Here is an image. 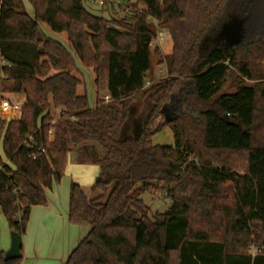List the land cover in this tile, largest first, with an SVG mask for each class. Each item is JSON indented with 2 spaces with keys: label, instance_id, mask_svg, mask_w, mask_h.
<instances>
[{
  "label": "trees",
  "instance_id": "16d2710c",
  "mask_svg": "<svg viewBox=\"0 0 264 264\" xmlns=\"http://www.w3.org/2000/svg\"><path fill=\"white\" fill-rule=\"evenodd\" d=\"M28 1L32 16L0 0V84L24 96L18 119H0L9 229L24 235L73 152L99 172L94 197L70 183L68 221L89 230L64 264H264V83L246 82L264 80V0H135L128 20L111 21L83 0ZM224 11L254 13L258 30L207 44ZM157 28L171 49L166 76L149 82ZM77 61L105 79L93 106ZM164 127L174 144L152 142ZM154 192L170 205L149 214L141 195Z\"/></svg>",
  "mask_w": 264,
  "mask_h": 264
},
{
  "label": "rangeland",
  "instance_id": "374dc122",
  "mask_svg": "<svg viewBox=\"0 0 264 264\" xmlns=\"http://www.w3.org/2000/svg\"><path fill=\"white\" fill-rule=\"evenodd\" d=\"M26 8L28 9L29 15H33L31 11L32 7L31 4L29 3L28 0H24ZM83 4L85 8L92 13L93 15L97 16H102L105 17L107 20L111 21L112 19L116 20H128L129 17L131 16L133 10H134V4L135 0H103V4L101 5L98 0H83ZM29 6V8H28ZM138 8H141V6L138 5ZM26 9V10H27ZM223 18L224 22L220 26V28L212 33L209 38L206 39L207 44L208 42L210 43H238L244 39H247L244 37V30L248 29L251 33L255 32V30H258V17L255 16L254 13L249 16L246 20L241 19V14L239 11H230V12H223ZM40 29L42 30L43 34L46 35L47 37L53 38L55 40L60 41L63 43L68 49L69 46L66 44V37L65 33H55L52 32L48 29V27L44 24H39ZM157 30H160L157 28ZM164 33V38L163 40L157 41L153 40L151 44V59H152V76H148L147 79L149 80H159L163 77L166 76V66L165 63L160 62V57L164 56L166 53H168L171 49V39L168 36V34L162 30ZM249 32V33H250ZM250 37V36H249ZM157 48L159 51V55H157L154 51V48ZM163 60V59H162ZM77 65L79 68L78 76L83 80L84 84H86V93L88 97V102L91 106L94 105L95 103V85L94 84H100L99 88L104 89V84H105V79L103 75L98 77L95 80V73L91 68H86L79 64L77 61ZM147 82L146 84H149ZM248 84H263L264 80L260 81H247ZM230 84H233L232 78L228 77V79L225 82L224 90L230 91L232 87ZM5 84H0V94H4V97H9L10 100H21L23 95L20 93L18 96H14V99L10 96H12L11 92L9 90L5 89ZM104 91V90H103ZM103 91H101L100 95L104 94ZM152 142L154 144H161V145H171L174 144L175 139L173 136V132L169 127H164L160 131H158L156 134L152 136ZM0 154L2 155V146L0 143ZM99 172V171H98ZM98 174V173H97ZM63 175H68L72 179L73 177L71 176V173L67 169H64V174ZM97 176V175H96ZM63 177V176H62ZM94 178L92 181L88 178L85 177L83 179V185L84 189L86 191V194H89L92 191V186L95 182ZM73 181L77 182L75 179ZM61 180L58 182L60 183ZM141 198L144 200L146 205L149 208V214L155 213V212H163L165 211L169 205H170V200L165 196L164 193L162 192H154V193H144L141 195ZM10 232L11 230L9 229L7 220L2 213L0 209V249L1 247H6V242L10 240ZM60 234H56L54 236L56 240L59 238ZM3 253L6 252V249ZM1 254V252H0ZM36 264H48L45 261H38Z\"/></svg>",
  "mask_w": 264,
  "mask_h": 264
},
{
  "label": "crops",
  "instance_id": "0c3cea01",
  "mask_svg": "<svg viewBox=\"0 0 264 264\" xmlns=\"http://www.w3.org/2000/svg\"><path fill=\"white\" fill-rule=\"evenodd\" d=\"M23 3L26 10L24 0ZM26 11L28 12V9ZM31 12L33 13V11ZM105 93L106 91L104 95ZM11 94L12 96L10 97L14 99V96H18L20 93ZM23 100L24 96L21 100L14 99L19 104H22ZM19 117L20 109L16 117L12 119H18ZM65 169L71 173L73 179L80 184L86 194L83 179L88 177L92 181L96 178L99 166L96 164L78 163L75 160V154L71 152L67 156ZM73 179L68 175H63L60 183H54L50 188L45 189L46 204L33 205L31 207L26 230L22 236L20 264H36L38 261H45L48 264H64L71 250L88 232V226L68 221L69 186ZM96 194L97 192L92 189L86 195L91 198L96 196ZM56 234H60V236L54 242ZM9 246L10 240L6 242V247H1L0 252L3 253L4 248H9Z\"/></svg>",
  "mask_w": 264,
  "mask_h": 264
},
{
  "label": "built area",
  "instance_id": "2783aa9c",
  "mask_svg": "<svg viewBox=\"0 0 264 264\" xmlns=\"http://www.w3.org/2000/svg\"><path fill=\"white\" fill-rule=\"evenodd\" d=\"M100 4H103V0H98ZM164 33L162 30H157L155 35V40L160 41L163 40ZM105 99H107V96H105ZM21 104L19 102L10 100L9 97H4V94H0V119L4 120H11L12 118L16 117L17 112L20 109ZM255 248L252 249V252H255Z\"/></svg>",
  "mask_w": 264,
  "mask_h": 264
},
{
  "label": "water",
  "instance_id": "95a60500",
  "mask_svg": "<svg viewBox=\"0 0 264 264\" xmlns=\"http://www.w3.org/2000/svg\"><path fill=\"white\" fill-rule=\"evenodd\" d=\"M9 121V119H8ZM22 237L15 231L10 232V246L4 253V259H16L21 256Z\"/></svg>",
  "mask_w": 264,
  "mask_h": 264
}]
</instances>
